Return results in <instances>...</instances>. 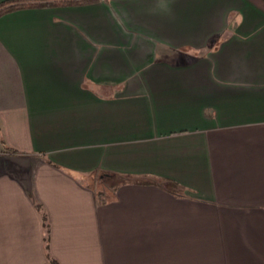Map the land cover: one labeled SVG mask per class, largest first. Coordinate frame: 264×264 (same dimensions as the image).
<instances>
[{
    "label": "crops",
    "instance_id": "obj_1",
    "mask_svg": "<svg viewBox=\"0 0 264 264\" xmlns=\"http://www.w3.org/2000/svg\"><path fill=\"white\" fill-rule=\"evenodd\" d=\"M83 1L0 16V264H264V0Z\"/></svg>",
    "mask_w": 264,
    "mask_h": 264
},
{
    "label": "trees",
    "instance_id": "obj_2",
    "mask_svg": "<svg viewBox=\"0 0 264 264\" xmlns=\"http://www.w3.org/2000/svg\"><path fill=\"white\" fill-rule=\"evenodd\" d=\"M81 0H22V1H8L0 4V16L22 8L32 7V6H59V5H67V4H78L83 3Z\"/></svg>",
    "mask_w": 264,
    "mask_h": 264
}]
</instances>
